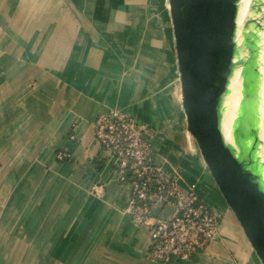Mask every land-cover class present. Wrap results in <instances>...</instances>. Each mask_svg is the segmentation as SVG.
<instances>
[{
    "label": "crops",
    "instance_id": "crops-1",
    "mask_svg": "<svg viewBox=\"0 0 264 264\" xmlns=\"http://www.w3.org/2000/svg\"><path fill=\"white\" fill-rule=\"evenodd\" d=\"M175 73L167 0H0V203L9 222L27 220L0 230L13 237L0 251L25 252L24 264H164L147 259L128 184L94 138L95 117L120 110L153 127L156 163L221 215L197 258L165 264H261L186 133Z\"/></svg>",
    "mask_w": 264,
    "mask_h": 264
},
{
    "label": "water",
    "instance_id": "water-1",
    "mask_svg": "<svg viewBox=\"0 0 264 264\" xmlns=\"http://www.w3.org/2000/svg\"><path fill=\"white\" fill-rule=\"evenodd\" d=\"M238 0H167L185 130L208 175L261 264H264V171L258 156L259 81L256 56L260 23L244 36V118L237 150L223 142L220 106L236 51ZM251 11L257 13L255 0ZM145 124V123H144ZM146 127H153L145 124ZM154 130V129H153ZM155 131V130H154ZM209 206V205H208ZM217 220L220 213L209 206Z\"/></svg>",
    "mask_w": 264,
    "mask_h": 264
},
{
    "label": "built area",
    "instance_id": "built-area-1",
    "mask_svg": "<svg viewBox=\"0 0 264 264\" xmlns=\"http://www.w3.org/2000/svg\"><path fill=\"white\" fill-rule=\"evenodd\" d=\"M76 129L77 124H72V140ZM93 133L113 159L116 180L128 184L127 212L133 224L149 234L147 259L165 264L197 258L217 235L216 217L193 186L182 191L178 180L156 163L153 129L120 110H110L95 117ZM69 157L65 149L55 155L58 161ZM166 206L174 207L172 215L155 211Z\"/></svg>",
    "mask_w": 264,
    "mask_h": 264
},
{
    "label": "bare ground",
    "instance_id": "bare-ground-1",
    "mask_svg": "<svg viewBox=\"0 0 264 264\" xmlns=\"http://www.w3.org/2000/svg\"><path fill=\"white\" fill-rule=\"evenodd\" d=\"M258 1L260 2V9L257 13H253V11H251V6L255 2V0H238L237 2L238 11L236 16V29L234 33L236 51L233 55L232 69L227 77L225 91L222 95V102L220 106V128L223 137V142L236 151L237 146L235 133L240 128V123L244 118V107L246 101L244 65L249 57V52L248 50H246L245 45L243 43L244 36L247 33L245 29V23L249 18L255 19L260 23L259 29L255 30L258 35V54L255 58V61L256 63H258V69L261 75L258 90V130L260 138L258 156L263 162L262 164L264 171V0ZM168 76H170V73L167 72L165 80L168 78Z\"/></svg>",
    "mask_w": 264,
    "mask_h": 264
},
{
    "label": "rangeland",
    "instance_id": "rangeland-1",
    "mask_svg": "<svg viewBox=\"0 0 264 264\" xmlns=\"http://www.w3.org/2000/svg\"><path fill=\"white\" fill-rule=\"evenodd\" d=\"M164 11H165V7L163 8V12ZM245 29H246V32H249L250 30L253 29V23L250 21V18L245 23ZM168 59H167V61H168ZM175 68H176V65H175ZM168 73H169V71H168ZM175 75H176V79H175V92L174 93H175L176 97L179 98L180 95H179V83H178L177 73H175ZM170 77H171V75L169 76V78ZM165 78H166V75L164 77V81L163 82H167L168 78L166 80H165ZM190 186H193L194 190L196 191L195 185L192 184ZM19 208H20V210L16 211V213L18 215H20V217H21L23 215L22 213H23V210H24V206L23 205L18 206V209ZM2 214H4V215H2ZM26 221L27 220H23V218L22 219L19 218L17 220L16 219H12L10 222H11V224L17 223V224L22 226ZM10 222L7 219V205H5V203H0V230H4L6 228V226ZM34 222L38 223V220L32 221V223H34ZM38 225H39V223H38ZM22 230L23 229H21L20 231H22ZM10 238H13V237L8 236V235H3V233H1L0 234V245L4 246V245L8 244ZM14 238H15V241L13 243L16 242V244H19L21 246L25 242H30V237H28V236L20 235V236L14 237ZM31 239H32L33 243H38L39 240H40V237L39 236H32ZM24 255H25V252H20V251H14V252H12V251H9V252L0 251V264H7V261H9V260L10 261H14L16 264H24L22 262L23 259H24Z\"/></svg>",
    "mask_w": 264,
    "mask_h": 264
}]
</instances>
